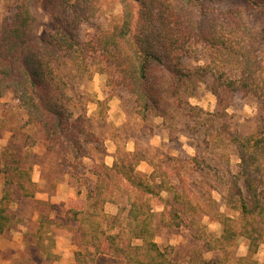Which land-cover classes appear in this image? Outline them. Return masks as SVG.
Segmentation results:
<instances>
[{"label":"trees","instance_id":"obj_1","mask_svg":"<svg viewBox=\"0 0 264 264\" xmlns=\"http://www.w3.org/2000/svg\"><path fill=\"white\" fill-rule=\"evenodd\" d=\"M48 1L58 3L61 13L58 28L45 39L35 35L32 0H14L11 15L2 20L0 100L7 92L13 94L28 122L42 132L46 148L61 152L62 164L75 166L87 156L84 108L79 106L76 115L74 98L68 94H76L74 80L84 73L106 75L112 89L120 88L133 99L135 114L142 120L153 116L168 121L181 115L205 125L202 111L191 106L189 98L207 77L220 116L237 94L253 100L256 108L253 134L239 136L225 122L216 129V145L228 141L239 159L238 184L225 197L238 216L221 217L219 236L207 233L197 207L182 190L180 171L187 162L165 155L155 163L136 148L121 152L111 166L95 163L90 168L94 182L86 193L89 212L67 207L66 221L78 224V250L71 264H89L99 255L124 264H179L172 248L154 241L152 226L171 229L183 222L207 251L220 253L208 261L199 257L198 262L260 264L254 256L264 244V27L252 30L240 8L222 9L212 0H118L119 20L83 41L77 30L88 16H81L79 6L90 2L95 11L97 0ZM76 97V105L84 102L82 95ZM141 163L151 168L150 174L138 171ZM20 165L15 157L0 158V236L14 224L10 206L36 192L31 170ZM163 193L170 197L163 198ZM107 204L116 205L118 212L105 214ZM154 204L160 212L154 211ZM96 216L100 220L92 222ZM50 224L63 228L40 218L36 242L46 261L56 257L50 250L54 235L46 237L48 246L43 244L44 229ZM238 239L247 242V254L233 258L230 249ZM15 264L34 263L21 259Z\"/></svg>","mask_w":264,"mask_h":264},{"label":"rangeland","instance_id":"obj_2","mask_svg":"<svg viewBox=\"0 0 264 264\" xmlns=\"http://www.w3.org/2000/svg\"><path fill=\"white\" fill-rule=\"evenodd\" d=\"M212 1L222 9L240 8L245 21L254 31L264 27V0ZM13 2L0 0V26L2 20L11 15ZM90 6V2L79 6L81 16H88L77 30L78 37L83 41L107 29L122 14L118 0H97L94 3L95 11ZM32 11L36 17L37 38L45 39L58 28L61 13L58 3L32 0ZM210 84L211 80L207 77L199 83L196 94L189 98V104L202 111L205 125H201V120L181 115L168 121L153 116L142 120L135 114L133 99L120 88L112 89L106 75L84 73L74 80L73 90L76 94L68 92L74 98V113L78 115V107L83 106L87 120V137L83 140L87 156L75 166L62 164V154L58 149L46 148L40 129L28 122L13 94L7 92L0 100V158L4 161L15 157L20 160L22 168L30 169L36 192L33 197L23 198L10 206L14 224L0 236V264H15L21 259H29L34 264L75 263L78 224L66 221L67 207L89 212L86 193L94 182L89 174L90 168L95 163L111 166L121 152L134 151L136 148L145 152L155 163L161 162L165 155L187 162L180 171L185 181L182 190L188 193L191 203L197 207L199 219L207 233L213 237L219 236L221 217L238 216L235 210L229 208L225 197L228 190L238 184L236 174L239 159L234 146L228 141L221 140L216 145V129L225 122L232 126L237 135L245 137L256 132L257 123L255 103L240 94L232 98L225 110L226 115L220 116L221 108L218 107L217 99L208 89ZM77 95L83 96L82 104L76 105ZM137 169L145 174L151 172L145 163H141ZM2 184L3 178L0 176V196ZM162 197L168 198L170 194L163 193ZM153 209L160 212L161 207L154 204ZM118 210L116 205L107 204L104 213L116 214ZM42 216L63 224L62 229L51 224L44 229V246L49 245L46 237L54 235L50 250L56 257L48 261L36 242V231ZM98 217L91 218L92 222L99 221ZM126 224V214L123 213L121 225ZM152 230L154 241L160 247L172 248L179 264H187L189 260L202 264L198 262L199 257L208 261L220 256L218 251H207L202 240L193 238L184 222L171 229L153 225ZM230 251L233 258L245 256L247 242L238 239ZM254 258L260 264L263 262L264 244ZM88 262L124 264L123 260L103 256H96Z\"/></svg>","mask_w":264,"mask_h":264},{"label":"crops","instance_id":"obj_3","mask_svg":"<svg viewBox=\"0 0 264 264\" xmlns=\"http://www.w3.org/2000/svg\"><path fill=\"white\" fill-rule=\"evenodd\" d=\"M106 207V206H105ZM112 215V214H111ZM99 256H103V255H99ZM103 257H107V256H103ZM110 258V257H109Z\"/></svg>","mask_w":264,"mask_h":264}]
</instances>
